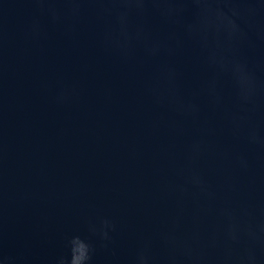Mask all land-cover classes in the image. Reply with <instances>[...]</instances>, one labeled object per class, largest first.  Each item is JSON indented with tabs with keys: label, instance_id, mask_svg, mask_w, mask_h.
Wrapping results in <instances>:
<instances>
[{
	"label": "water",
	"instance_id": "obj_1",
	"mask_svg": "<svg viewBox=\"0 0 264 264\" xmlns=\"http://www.w3.org/2000/svg\"><path fill=\"white\" fill-rule=\"evenodd\" d=\"M74 236L264 264V0H0V258Z\"/></svg>",
	"mask_w": 264,
	"mask_h": 264
},
{
	"label": "clouds",
	"instance_id": "obj_2",
	"mask_svg": "<svg viewBox=\"0 0 264 264\" xmlns=\"http://www.w3.org/2000/svg\"><path fill=\"white\" fill-rule=\"evenodd\" d=\"M107 227L108 222L105 221V228ZM103 235L107 238V231H104ZM68 247L70 255L62 257L59 264H92L94 248L87 238L74 236L68 241ZM0 264H6V259L0 258Z\"/></svg>",
	"mask_w": 264,
	"mask_h": 264
}]
</instances>
